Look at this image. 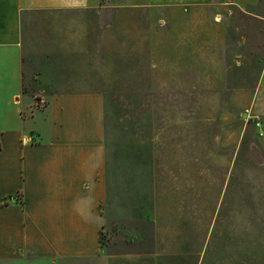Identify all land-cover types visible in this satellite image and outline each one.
<instances>
[{
  "label": "rangeland",
  "instance_id": "rangeland-1",
  "mask_svg": "<svg viewBox=\"0 0 264 264\" xmlns=\"http://www.w3.org/2000/svg\"><path fill=\"white\" fill-rule=\"evenodd\" d=\"M257 5L196 9L189 16L166 7L90 13L96 27L117 22L104 39L98 29L86 40V50L105 68L99 71L111 167L105 256L62 264H127L125 256L149 254L151 223L134 218L145 214L141 205H151L150 184H141L145 198L137 202L140 184L121 180L138 173L147 178L152 169L163 173L169 166L177 171L187 157L190 264L203 251L208 264L248 258L250 245L264 231L263 173L254 167L262 160L257 139L263 128L252 110L264 63V24L259 23L264 0ZM28 38L33 41L32 34ZM25 71L37 72L34 65ZM161 213L166 214L162 204Z\"/></svg>",
  "mask_w": 264,
  "mask_h": 264
},
{
  "label": "crops",
  "instance_id": "crops-1",
  "mask_svg": "<svg viewBox=\"0 0 264 264\" xmlns=\"http://www.w3.org/2000/svg\"><path fill=\"white\" fill-rule=\"evenodd\" d=\"M258 1L0 0V264L95 262L105 256L102 234L111 199L105 90L99 87L105 68L86 50V40L98 29L104 39L117 22L96 27L90 13L166 7L189 16L196 9H246ZM26 65L37 72L27 74ZM252 110L262 120V160L253 166L264 184V63ZM189 163L187 157L177 171L167 165L163 173L152 169L147 178L137 172L121 180L140 184L137 202L145 198L141 184L151 190V205H141L145 214L134 218L151 223V251L125 256L127 264H190ZM121 199L126 201L124 194ZM250 246L248 258L233 264H264V231ZM207 257L199 253L196 264H208Z\"/></svg>",
  "mask_w": 264,
  "mask_h": 264
},
{
  "label": "trees",
  "instance_id": "trees-1",
  "mask_svg": "<svg viewBox=\"0 0 264 264\" xmlns=\"http://www.w3.org/2000/svg\"><path fill=\"white\" fill-rule=\"evenodd\" d=\"M0 148H1V142H0Z\"/></svg>",
  "mask_w": 264,
  "mask_h": 264
}]
</instances>
